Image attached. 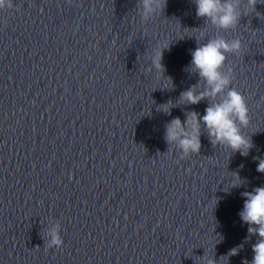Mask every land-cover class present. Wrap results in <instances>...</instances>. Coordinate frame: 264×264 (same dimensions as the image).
<instances>
[{
	"label": "clouds",
	"instance_id": "obj_1",
	"mask_svg": "<svg viewBox=\"0 0 264 264\" xmlns=\"http://www.w3.org/2000/svg\"><path fill=\"white\" fill-rule=\"evenodd\" d=\"M166 3L167 0H141L143 18L147 20L158 10H164ZM194 3L196 16L222 32L235 30L244 16L241 6L245 4V0H194ZM258 3L260 0H246V9L255 12ZM12 7L13 0H0V10ZM203 35L202 33L201 36ZM194 38L198 46L191 52L192 59L188 71L197 74L199 80L181 92L176 105L168 101L161 105L159 110L170 113L171 108L179 104L198 105L205 100L208 101V106L203 115L196 111H186L183 121L180 117L173 118L165 126L164 138L169 145L176 146L182 158L187 157L200 152L203 127L213 146L223 145L232 152H239L247 157L254 147L251 137H246L242 131L250 122L249 108L244 95L230 86L232 69L228 67L225 71L228 55L240 54L242 41L239 38L228 39L224 35H215L208 38L206 43L200 44L199 38ZM168 48L169 46H157L153 50L151 65L155 71L164 73L163 54ZM253 159L258 160L257 172L264 173V159ZM234 174L231 188L240 187L244 183L238 173ZM241 196L244 198V204L239 216L249 226V236H258L256 243L252 245L254 256L250 264H264V186L242 192ZM217 203L216 199L215 206ZM46 237L48 249L60 248L64 243L59 225L49 229ZM239 247L232 248L227 256L237 255ZM216 262L211 257L207 264ZM244 264L249 262L245 261Z\"/></svg>",
	"mask_w": 264,
	"mask_h": 264
}]
</instances>
